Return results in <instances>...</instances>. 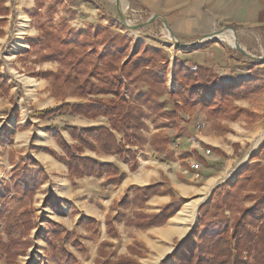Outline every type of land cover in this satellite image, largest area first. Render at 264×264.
<instances>
[{
	"label": "rangeland",
	"instance_id": "obj_1",
	"mask_svg": "<svg viewBox=\"0 0 264 264\" xmlns=\"http://www.w3.org/2000/svg\"><path fill=\"white\" fill-rule=\"evenodd\" d=\"M2 1L9 13L6 22L0 25V72L12 89L9 96L0 98V264H173L174 259H169V256L192 240L194 232H198L197 237L232 232L234 219L241 216L238 210L253 205L249 202L250 193L242 187L239 174L246 169L244 175H248L251 169L255 171L264 166V122L259 123L263 114L253 109L247 108L256 114V118L240 120L246 124L241 129L237 127L230 131L233 132L230 136H234L230 141L242 142V146L234 144V154L244 156L236 173H232L235 169L228 173V177L235 173L232 177L226 179L225 169H222L214 177L218 180L216 183L211 179L205 181L196 178L190 192L170 191L173 204L166 214H172L173 218L164 225L156 226H162L158 231L173 226L178 230L187 229L184 237L179 233L165 237L164 234L158 235L156 228L136 225L146 221L139 216L140 213L153 214L143 211L147 207L144 199L152 191L161 194L168 189V180L164 177L152 191L141 187L133 189L132 194L110 207L106 220L111 219L115 234L108 235L101 227L99 215H95L98 219L93 220L95 222L84 217L93 215L96 208L79 209L60 198L66 195L69 184L62 180L64 175L59 170L54 172V181L46 184L53 174L49 177L43 168L37 169L40 163L35 155L43 152L56 160L55 153L67 157L55 135L59 134L71 145L63 136L67 135L64 132L65 124L71 118L77 120L82 115L61 110L63 106L84 104L90 97H113L104 94L80 97L65 82L67 74L81 77L85 84L93 82L99 88L107 87L105 77L109 76L106 75L113 72L121 75L124 72L122 65L132 59L126 70H136L139 79L129 77L122 80L124 103L120 117L106 118L110 123H130L129 127L134 130L129 132L133 137L129 142L136 143L141 150L152 132L150 121L156 125L176 126L179 122H189L183 120L182 115L190 118L200 114L198 112L208 115L196 101L187 104L186 112L179 111L177 105H184L185 98L179 92L181 87L174 81L177 63H182L189 55L195 56L193 61L208 66L219 76L221 85H233L228 82L233 80H236L234 83L240 82L245 76L250 77L254 66H264V59L255 60L243 55L221 37L180 47L170 38L160 19L137 30L129 29L121 21L120 11L131 25L148 22L154 15H160L168 21L177 39L188 44L206 34L221 31L235 39L232 33L224 31L229 27L236 30L243 48L256 57H264V34L257 29L264 25V0H121L120 10L115 0ZM60 50L65 52L60 54ZM230 54L237 55L243 64H235V61L231 64L227 59ZM138 60L140 63H135ZM145 66L150 67L148 70L154 68L149 73L158 75L161 82L171 83L172 79L173 87L152 82L148 70L143 68ZM188 67L197 71L196 64ZM134 73L131 72V75ZM141 87H147L152 94L161 92V89H173L171 96L174 101H179L174 102L173 114L161 109L142 111L144 97H149L152 105L157 100L154 95L137 93ZM263 93L248 99L254 104L259 102ZM207 97L210 98V95L207 94ZM44 111L51 112L44 116ZM163 112L171 115L161 116ZM66 114H71L68 116L70 118H65ZM206 122L211 129L218 126L215 118L208 117ZM192 123L196 125L197 121ZM68 127H65L67 133ZM237 149H242V153ZM74 153L78 155L77 151ZM9 156L11 160L15 158L19 162L13 170L6 161ZM23 166L43 173L46 180L32 198L16 199L7 192L13 188L16 170ZM146 166L152 168L151 163ZM44 185L45 189L40 191ZM161 185L165 187L161 188ZM193 204V220L181 224L173 222L180 212ZM22 211L30 213L29 229L15 241L7 234L6 222L10 216ZM102 242L106 244L101 246Z\"/></svg>",
	"mask_w": 264,
	"mask_h": 264
},
{
	"label": "trees",
	"instance_id": "obj_2",
	"mask_svg": "<svg viewBox=\"0 0 264 264\" xmlns=\"http://www.w3.org/2000/svg\"><path fill=\"white\" fill-rule=\"evenodd\" d=\"M8 13L9 10L4 6L3 1L0 0V25L6 22L5 18ZM64 52L60 50V54ZM131 61L132 59L130 58L122 65L124 72L121 75L115 72L106 75L109 76L105 77L108 80L107 87L99 88L96 83H89L88 81L85 84L81 77L67 74L65 82L72 86L80 97L88 98L91 95L101 94L113 95V97L108 99L90 97L84 104L66 105L61 110L77 113L92 119L100 116L111 119L120 117L124 103V83L122 80L130 77V71L126 70V67ZM136 62L140 63L139 60ZM190 64L194 63L185 60L175 66L174 81L181 87L179 92L185 98L184 105H177L178 109H180L179 111L186 112L188 110L187 104L196 101L204 108L209 117L217 120L240 121L243 119L247 120L250 117L256 118V114L247 108L237 106L235 101L257 97L264 92V66H254L250 71V77L241 80L239 84L221 85L219 76L210 70L208 66L196 64L197 71H192L188 67ZM97 76L104 77L105 75ZM87 86H89L88 89ZM11 89L12 86L0 72V98L9 96ZM207 94L210 95V98L207 97ZM144 98L145 103H149L151 100L149 97ZM50 112L44 111L42 115L47 116ZM169 115L171 113L163 112L161 114L164 117H169ZM111 125L114 130H119L121 125L124 128H129L130 123H111ZM67 130L72 138L78 142V145H68L59 134H56V140L66 151L67 157L59 156L56 153L55 156L68 167L70 177L83 178L85 176H101L106 173L110 184H119L124 176L120 175L119 170L115 166L99 164L93 159L83 157L81 154L84 148L93 151L101 149L106 153H116L122 157H124L125 153H129L133 158L134 153L126 150L122 143L119 144L115 135L108 128L92 127L79 130L68 127ZM159 137L160 135H154L153 144ZM74 151H77L78 155ZM195 156L201 160L198 154H195ZM131 170H136V165H132ZM245 171L246 169L239 174L240 182L242 187L250 193L249 202L253 203V205L242 207L238 210L241 216L234 219L232 232L226 231L213 235L205 234L202 237H197L198 232H194L192 240L187 241L178 252H173L169 256V259H174L173 264H264V166L255 171L254 168L251 169L249 172L252 173L254 171L252 174L244 175ZM45 180L46 177L43 173L32 171L26 166L20 167L13 175V188L8 190L7 194H11L10 196L16 199H22L23 197L32 198L36 189H39ZM234 183H228L227 185H233ZM143 189L152 191L153 187H144ZM154 192L152 191V194ZM149 197L147 196L144 201L146 202ZM46 201L48 203V199ZM167 210H169L168 206L159 213L151 215L140 213L139 216H142L146 221L135 224L142 228L162 225L169 218V215L166 214ZM29 214L28 211H22L8 218L6 231L12 240L18 241L29 229ZM92 222L95 221L92 219ZM106 223L108 233L114 235L111 219H107ZM105 244V242H102L101 246ZM234 252L237 253L236 256L233 255ZM244 254L247 256L244 257Z\"/></svg>",
	"mask_w": 264,
	"mask_h": 264
},
{
	"label": "crops",
	"instance_id": "obj_3",
	"mask_svg": "<svg viewBox=\"0 0 264 264\" xmlns=\"http://www.w3.org/2000/svg\"><path fill=\"white\" fill-rule=\"evenodd\" d=\"M257 29L262 34H264V25L257 27ZM193 58H195V56L193 57L192 55H189V57L185 58V60H189L194 64H203L200 61H193ZM227 59L230 61L231 64L234 61L236 62L235 64H243V60L239 59L237 55L230 54V56L228 55ZM143 68H146L148 70V68L150 67L145 66ZM153 69L154 68H151L147 72L152 82H155L156 84H167L169 86H172V79L171 83L167 81L161 82L158 75H152V73H149L152 72L150 70ZM141 71H144V69H142ZM131 72H135L134 75H131ZM131 72L130 78H134V80H137V78L139 79V75L136 76V70ZM246 77L247 76H245V79H248ZM233 81L228 82H230V84L240 83L239 81L235 83ZM144 84L146 83H143V85ZM161 90V92L158 91L159 93L152 94L151 90H149L147 87H141V89H137V93L142 92L147 93L148 95H154L153 97L155 98V100H157L153 105L151 100L149 101V103H145L146 105L142 104V111L152 112L160 109L164 112L174 111V109H172V107H174V102L179 103V101L177 100L174 101L171 96V93L174 90ZM251 101V99L244 98L235 101V103L238 106L250 108L263 114V117L259 121V123H263L264 93L259 99V102L253 104ZM198 113L200 114L192 118H190L188 115H182L183 120L189 122H179L176 126H162L160 125L161 123L156 125L153 121H150L149 125L152 132L149 135V139L147 140L146 146H144V149L141 150L136 143L132 141L129 142V139L132 140L133 138L132 135H129V132L133 131L134 128H124L121 125V129L114 130L112 128L111 123L106 117H100L95 120L84 118L83 116H79L77 120L71 118L69 123L65 124V127H75L79 130L92 127L108 128L115 135L119 144L122 143L123 147L126 150H130L134 153L135 158H132L129 153H125L124 157H122L116 153H106L101 149H99L98 151H93L88 148H84L81 154L83 157L93 159L102 165H113L119 170L120 175H123L124 178L117 185L109 183L106 173L101 176H85L83 178H71L69 175L68 167H66L60 161L52 159L43 152H40L35 155L40 163L37 166V169L43 168L45 172L49 175V177L51 173L53 174V177H50L47 181V185L50 182L54 181L53 178H55L56 176L54 172H56V170H59L61 174L64 175V178H62V180L65 181L66 184H69V187H66L65 190L66 195L60 196V198L64 201H69L71 206L77 207L79 209L84 207L96 208V210L92 213L93 215H84V217H89L90 219L97 221L98 219L95 215H99L101 217V227L109 235L107 231L106 217L108 215L107 213L110 207L115 202H120L122 199H125L127 195L132 194L133 189L150 186L155 188L154 186L160 184L162 177L167 179V188L169 190L167 189L164 193L161 194H158V192H154L153 194H151L149 199L145 203V205L147 206L146 210H144L143 208V211H148V213H159L167 206L169 207V209L171 208L173 204V196L170 194V191L175 193H177V191H179L180 193L190 192L191 186L196 183V178L205 181L211 179L213 180V183H216L218 180L214 177L219 175L222 172V169H225L224 177L226 179L232 177L239 169V163L244 156H241V154L240 158L238 154H234L236 153L234 144H239L242 146V142L230 141L231 138L234 137L233 135L230 136L231 133H233H230V131H232L231 129L237 127H240L241 129V126H243V124H246V122H228L224 120L215 119V121L218 123V126L217 128L214 126L215 128L211 129L210 124L206 122L209 116L203 114L202 112ZM70 115L71 114H66L64 116L65 118H70L68 117ZM80 117L82 119H79ZM193 121H197V123H202L203 127L200 131H197L195 129L197 123L196 125H194V123H192ZM65 127L64 132L67 135L63 133L62 134L66 141L71 145L78 144V142L75 141L69 133H67ZM225 128H228L229 130H225ZM57 130L59 129L57 128ZM154 135H160V137L156 139L155 144H153ZM22 138L25 139L24 136ZM164 140L166 141L165 143ZM95 144L97 145L96 142ZM207 147H210L212 150L209 155L205 154L204 149ZM237 151H239V153H242V149H237ZM195 154H198L201 157V160H199V158H197ZM6 161L12 170L19 163L15 160V158L11 160L10 156L7 157ZM150 163L152 164V168H148L146 166ZM243 163H241V165ZM195 164H197V166L193 167V165ZM132 165H136V170H131ZM231 171L232 173L235 171V173L232 176L228 177V173ZM45 185L41 188L40 191L45 189ZM164 187V185H161V188ZM172 218L173 215L171 214L169 215L167 221L172 220ZM151 228H156L157 234H164L165 237H170L173 234L178 233L174 232L172 235L166 234L168 233L167 231L170 229H161L160 231H158V228H162V226H153L147 229ZM179 230L181 231V229Z\"/></svg>",
	"mask_w": 264,
	"mask_h": 264
},
{
	"label": "water",
	"instance_id": "obj_4",
	"mask_svg": "<svg viewBox=\"0 0 264 264\" xmlns=\"http://www.w3.org/2000/svg\"><path fill=\"white\" fill-rule=\"evenodd\" d=\"M116 2V5L118 7V9L120 10L121 9V0H115ZM120 13V18H121V21L124 23V25L129 28V29H132V30H137V29H140L142 27H144L145 25L149 24V23H153L155 22L157 19H160L167 31L169 32V35H170V38L175 42V44H177L178 46L180 47H187V46H191L193 44H199L200 42L202 41H205V40H209V39H213V38H216L217 35L215 32H212L210 34H206L204 35L202 38H200L198 41L194 42V43H191V44H188V43H182L181 41H179L177 39V36L173 33L168 21L166 19H164L162 16L160 15H154L148 22H144V23H141V24H138V25H131L129 24V22L127 21V18L123 15L122 11L119 12ZM227 29H231V30H234L236 32L235 29H232V28H229L227 27ZM232 46V45H231ZM233 48L237 49L240 53H242L243 55L247 56V57H250V58H253V59H259V60H263L264 57H256L252 54H250L245 48H243L241 46V44L239 43L238 39L236 41V45L235 46H232Z\"/></svg>",
	"mask_w": 264,
	"mask_h": 264
},
{
	"label": "bare ground",
	"instance_id": "obj_5",
	"mask_svg": "<svg viewBox=\"0 0 264 264\" xmlns=\"http://www.w3.org/2000/svg\"><path fill=\"white\" fill-rule=\"evenodd\" d=\"M224 31L232 33L236 40L234 38L231 39L230 35L223 34V31L217 32L216 33L217 37H221L222 39L229 41L230 44L235 46L236 45V41H237V33L234 30H231V29H227V30H224ZM194 212H195V204H193L192 206H188L186 210L180 212V215H178L176 218H174L173 222L181 224V223H185L187 221L193 220L194 217H195ZM167 232L168 233H166V234H168V235H172L174 232H178L181 237H184L187 234V229H183V230L181 229V231H180V230H178V228H175V226H173V227H170V230H168Z\"/></svg>",
	"mask_w": 264,
	"mask_h": 264
},
{
	"label": "built area",
	"instance_id": "obj_6",
	"mask_svg": "<svg viewBox=\"0 0 264 264\" xmlns=\"http://www.w3.org/2000/svg\"><path fill=\"white\" fill-rule=\"evenodd\" d=\"M201 127H202V125H201V124H198V125L196 126V129H197V130H200ZM205 153H206V154H210V153H211V149H210V148L205 149ZM196 166H197V164L193 165V167H196Z\"/></svg>",
	"mask_w": 264,
	"mask_h": 264
}]
</instances>
